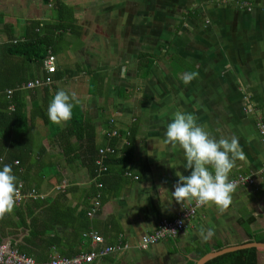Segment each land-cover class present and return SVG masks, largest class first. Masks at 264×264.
Returning <instances> with one entry per match:
<instances>
[{
    "label": "crops",
    "instance_id": "0c3cea01",
    "mask_svg": "<svg viewBox=\"0 0 264 264\" xmlns=\"http://www.w3.org/2000/svg\"><path fill=\"white\" fill-rule=\"evenodd\" d=\"M190 1L192 6L196 3ZM244 1L211 0L203 14L195 11L196 17L191 13L180 21L179 0H0V47L42 35L45 26L60 25V7L70 12L63 14L70 19V29L53 30L48 47L56 66L49 93L40 89L21 94L29 127L25 139L45 152L41 159L30 154L19 172L27 179L24 189H36L48 201L23 206L27 229L19 225L14 210L0 219V241L19 245L29 232L37 231L44 234L37 251L48 257L59 258V251L78 256L119 245V253L92 264H195L203 252L254 242L244 220L251 222L247 230L252 238L264 234V144L257 130L258 123L264 125V0ZM140 54L154 60L147 76L137 70ZM14 61L11 76L17 77L19 60ZM2 62L0 49V80ZM121 67L127 70L124 77L119 75ZM78 68L79 74H68ZM89 71L99 75L94 94L88 93ZM184 72L199 75L185 85ZM31 74L33 79L46 76L42 67H32ZM58 90L75 93L94 127L95 148H114L126 161L120 165L113 158L108 163L103 202L92 217L87 209L98 175L92 176L90 143L69 139L79 154L64 160L60 143L66 144V139L54 134L67 124L50 129L40 118H31L33 105L41 106L45 98L51 102ZM176 111L195 115L197 124L217 140L238 138L246 160H237L229 179L248 176L253 183L237 186L226 211L201 207L179 236L141 249L142 238L152 234L160 220L174 218L184 207L172 200L171 193L178 179L175 173L188 176L191 170L184 168L182 151H170L163 143ZM112 130L126 138H108L106 133ZM31 219L40 221L35 231ZM200 229L205 234L211 229L214 235L204 240ZM89 232L103 242L85 238ZM259 258L264 264V253Z\"/></svg>",
    "mask_w": 264,
    "mask_h": 264
},
{
    "label": "trees",
    "instance_id": "16d2710c",
    "mask_svg": "<svg viewBox=\"0 0 264 264\" xmlns=\"http://www.w3.org/2000/svg\"><path fill=\"white\" fill-rule=\"evenodd\" d=\"M44 1L48 3V0H44ZM63 10L64 12L62 13ZM67 12L69 11L66 9H62L60 7V14L58 15L59 22H61L60 25L45 26V28L43 29L44 34L42 35L34 34L33 37H27L23 42L18 41L16 42V44L7 42L0 47L1 58L3 59L2 62L3 72L0 80V152L2 155L1 157L2 159L0 160H2L1 167H3L4 164H8L12 166L13 174L17 177L18 185L22 186V193L23 195H25V198L18 205L14 206V211L16 212L13 215L19 218L20 220L19 225L25 229H27L28 225L26 224L24 214H21L20 212V210L23 209V206H26L28 202H32V204L38 206L41 202H45V201L47 202L48 200L47 198L44 200L43 198H37V199L29 198L28 193L31 190H34L39 195L42 194H40L36 189L33 188H27L28 190H25L23 182L24 180L27 179H25L23 175L21 176L22 173L19 172L20 168H23L24 165L28 164V159H29L28 157L30 156V154L35 152L36 154L40 155V159H41L42 158L41 156L45 152L43 147H39L37 150H35L34 146H32L29 143V141L25 139V137L29 135V127H26L27 119H28L27 108L24 104L21 94L23 91L31 92L40 89L43 90L45 94L49 93L48 86L50 85H42L39 87H34L32 89L25 88V85L35 80L44 82L46 79H49L50 83L52 82L51 77H53V74H48L46 71H45L46 73L45 77L43 76L42 78L33 79V76L31 74L32 67H42L44 69V61L49 58V54H50L48 53V51L50 50V48L48 47H50L52 35L54 32L53 30H55L56 28L61 31L70 29L69 26L70 19L65 16L67 15ZM191 15L193 17H196L197 13H193ZM9 37H10L9 40L12 41L13 40L12 35H9ZM162 57H164V55ZM14 59L19 60L17 61V67H18L17 77H14V75L11 76L10 63L11 61L13 62ZM174 61L175 59L172 58L173 65L175 66L176 69H178L174 64ZM153 63L154 60L151 55L140 54L139 65L137 67V70L141 72L142 76H147L149 74V69L153 65ZM80 70L82 69L78 68V70L76 71L73 72L69 71L68 74L70 76H75V74H79V72H81ZM96 72L97 71L87 72L88 76L92 79L89 80V90H88L89 94H94L96 92L97 82L95 80V77L98 78L99 76ZM8 91L11 92L10 97L7 96ZM49 103H50L49 99L45 98L41 106L33 105L31 118L32 116L40 118L42 121H44L43 123L48 128L52 129L53 124L50 122L47 113ZM56 132L54 134L56 137L58 138L62 137L63 139H66L67 142L66 144L60 143L64 160H67V157L70 155L73 156L79 154L78 149H76V147H74L72 144L69 143V139L76 138L79 141L87 140V142L90 143L88 144L87 153L91 156L89 160H91V165L93 166L92 176L95 177L97 175V170H98V167L95 165V162L98 159V149L95 148V143L93 140L95 137V132L92 122L86 117V114L83 111L81 104L76 102L74 103L72 119L67 123L66 128L62 132L60 131H56ZM59 134H61V136ZM118 134L119 137H113V140L121 141L122 140L121 138H126L125 136L124 137L122 136V133L119 132ZM7 143L9 145H7ZM112 144H115V142H112ZM112 159L116 160L115 162L120 165L122 164L125 165L126 163L124 157L119 156V153L116 150H115V154L109 155L104 159L103 164L107 167V171L104 174L99 175L98 178H96L95 180L96 190L91 198L92 205L96 200L97 195L100 196L99 198L100 203L103 202L101 193L104 186L105 176H107V174L109 173L108 163H110ZM0 170L2 169L0 168ZM97 184H101L102 188L101 189L97 188L96 187ZM58 185H61V182ZM92 205H90V207L87 210H89ZM18 206L19 209H15ZM9 216L10 214H6V218ZM34 221H35L34 219L33 220L31 219L30 221L31 222L30 225H32L30 226V228H32V230H34V228L35 229L38 228V226H35V224H38L40 222V221L37 222ZM250 223L251 222L248 220L243 221V227L246 230V233L250 238V240H254L255 242L258 243H264V234L252 238V235L250 234L249 230H247L249 228ZM30 234L31 233L29 232L28 237H26L23 240L22 244L13 245L12 243L10 245L12 249L13 248L16 249L20 254L26 257L27 256H29L30 258L32 257L36 262H40V263L50 262L53 259V257H48V255L45 254L41 255L40 252L37 251L38 250L37 246L39 245L37 241L40 242L44 240L42 238L44 234L42 235L40 234V232L37 231H35L31 235ZM0 242L5 243V241H0ZM34 248H36L35 254L33 251ZM218 248H220V246H218ZM260 253H264V249L251 248V249L239 250L236 252L228 253L220 257H217L207 262L206 264H259ZM204 254L205 252L201 253L200 258ZM58 257L72 258L75 256L67 255L65 252L59 251ZM188 264H194V263L191 262Z\"/></svg>",
    "mask_w": 264,
    "mask_h": 264
},
{
    "label": "clouds",
    "instance_id": "9594fccd",
    "mask_svg": "<svg viewBox=\"0 0 264 264\" xmlns=\"http://www.w3.org/2000/svg\"><path fill=\"white\" fill-rule=\"evenodd\" d=\"M126 71L121 70V77ZM198 75V72H186L181 79L187 85ZM74 101L78 103L75 93L70 95L58 90L48 106L50 122L57 126L66 125L72 119ZM163 143L170 146V151H182L184 168L191 170L188 176L175 173L178 179L171 193L172 200L182 207L215 206L221 213L226 211L232 204V194L237 188V182L229 179L230 173L237 166V160H246L238 138L221 137L217 140L197 124L195 115L176 111L167 125ZM19 196L18 181L12 166L4 164L0 170V219L13 212ZM179 223L183 224L184 221ZM199 235L209 240L214 232L209 229L205 234V230L200 229Z\"/></svg>",
    "mask_w": 264,
    "mask_h": 264
},
{
    "label": "built area",
    "instance_id": "2783aa9c",
    "mask_svg": "<svg viewBox=\"0 0 264 264\" xmlns=\"http://www.w3.org/2000/svg\"><path fill=\"white\" fill-rule=\"evenodd\" d=\"M16 43V41H14ZM44 69L48 74H54L56 72L55 60L52 56H49L48 59L44 61ZM50 80L46 79L44 82L35 80L33 82H29L25 85V88L32 89L34 87H39L42 85H49ZM7 96L10 97L11 92H7ZM257 130L259 133V137L261 142L264 144V125L261 123L257 124ZM108 138L119 137L117 131L112 130L106 133ZM115 154V149L101 148L98 150V159L95 162V165L98 167L97 175H102L107 171V167L103 164L104 159L109 156ZM236 182L241 184H252L253 180L248 176H239L236 179ZM19 186L20 196L16 201L15 205H18L24 198L25 195L22 193V186ZM97 188L101 189L102 185L97 184ZM28 197L32 199L43 198L42 195L37 194L34 190H31L28 193ZM96 200L91 206L90 210L87 212L88 217L95 216L100 211V196H96ZM201 207H197L195 205L184 206L180 209L174 218L172 219H162L159 221L157 228L153 231L152 234H149L142 238L141 240V249H146L147 247L158 243L159 241L166 239H174L179 236L181 233L185 231L187 228V222L193 218ZM183 220L184 223L181 224L179 221ZM168 230V231H167ZM175 231V232H173ZM85 237H90L92 242L95 244H101L103 239L100 235L89 232L85 235ZM122 250V246H111L104 247L97 251H91L89 253L81 254L79 256H75L72 258H53L48 263H37L32 258L26 257L16 250H13L7 243L0 242V264H92L96 259H100L102 257L108 256L113 253H119Z\"/></svg>",
    "mask_w": 264,
    "mask_h": 264
},
{
    "label": "rangeland",
    "instance_id": "374dc122",
    "mask_svg": "<svg viewBox=\"0 0 264 264\" xmlns=\"http://www.w3.org/2000/svg\"><path fill=\"white\" fill-rule=\"evenodd\" d=\"M196 1V3L192 6L191 5V3H192V1H190V0H179V2L177 3V9H178V15H179V20L181 21H183V19L185 18V15H187L188 13H194L195 11L197 12V11H199V13L200 14H203L204 13V10L203 9H206V7L209 5V4H211V0H195ZM229 1H231V0H229ZM228 0H227V2H229ZM218 2V1H217ZM234 2H236V3H246L244 0L242 1V0H234ZM216 4V3H215ZM238 5V4H237ZM239 6V5H238ZM244 6V8L246 7H249L248 5H243ZM175 8H176V6H175ZM199 8V9H198ZM203 8V9H202ZM243 8V7H242ZM181 13H183V18H182V15H181ZM172 34V33H171ZM175 34H177V33H175ZM172 35H174V34H172ZM174 36H177V35H174ZM183 39H188L187 38V36L184 34V37H183ZM23 42V41H22ZM145 50V49H144ZM145 51H147V49L145 50ZM122 69H124V68H120V72H119V75H121V70ZM111 71V74H114V71H112V70H110ZM185 73V72H184ZM117 75V74H116ZM124 76H125V74H124ZM123 76V77H124ZM115 77H114V75L112 76H110L109 77V80H110V83L111 84H114V83H116L115 82ZM200 79V78H199ZM111 80H112V82H111ZM152 80V79H151ZM150 84H152L153 85V82H149ZM159 84V82H157V81H155V84ZM156 84V85H157ZM112 88V87H111ZM163 88H165V86H163ZM131 91V90H130ZM245 185H246V183H245ZM247 185H250V184H247ZM190 221V220H189ZM188 223V222H187Z\"/></svg>",
    "mask_w": 264,
    "mask_h": 264
},
{
    "label": "water",
    "instance_id": "95a60500",
    "mask_svg": "<svg viewBox=\"0 0 264 264\" xmlns=\"http://www.w3.org/2000/svg\"><path fill=\"white\" fill-rule=\"evenodd\" d=\"M251 248L264 249V243H258L254 241V242L244 243V244L237 245V246L225 247V248L207 253L206 255L199 258L195 264H206L207 262L217 257H220L222 255L236 252L239 250L251 249Z\"/></svg>",
    "mask_w": 264,
    "mask_h": 264
},
{
    "label": "bare ground",
    "instance_id": "6f19581e",
    "mask_svg": "<svg viewBox=\"0 0 264 264\" xmlns=\"http://www.w3.org/2000/svg\"><path fill=\"white\" fill-rule=\"evenodd\" d=\"M234 181H236L235 179H233ZM237 186H240V184L239 183H237Z\"/></svg>",
    "mask_w": 264,
    "mask_h": 264
}]
</instances>
